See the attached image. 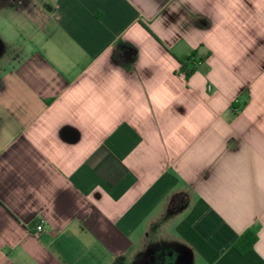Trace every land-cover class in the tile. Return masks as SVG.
Returning <instances> with one entry per match:
<instances>
[{"label": "crops", "instance_id": "1", "mask_svg": "<svg viewBox=\"0 0 264 264\" xmlns=\"http://www.w3.org/2000/svg\"><path fill=\"white\" fill-rule=\"evenodd\" d=\"M13 3L0 264H264V0Z\"/></svg>", "mask_w": 264, "mask_h": 264}, {"label": "rangeland", "instance_id": "2", "mask_svg": "<svg viewBox=\"0 0 264 264\" xmlns=\"http://www.w3.org/2000/svg\"><path fill=\"white\" fill-rule=\"evenodd\" d=\"M15 0H6V14L7 18H9L8 14H10L9 11H11L12 17H14V12L12 9H14V2ZM48 0H41V3H43L44 8H46ZM24 17V16H23ZM21 17V18H23ZM24 22V21H23ZM8 23V22H7ZM26 25L29 24V22H25ZM0 32L3 33L4 39H5V48H3V52H0V71L7 68V66L10 64L11 58L14 53L16 52L18 47H23V44L26 46H29V29L28 27H24L21 30H14L10 29L6 24L3 25V23H0ZM7 57H9V61L7 60Z\"/></svg>", "mask_w": 264, "mask_h": 264}, {"label": "trees", "instance_id": "3", "mask_svg": "<svg viewBox=\"0 0 264 264\" xmlns=\"http://www.w3.org/2000/svg\"><path fill=\"white\" fill-rule=\"evenodd\" d=\"M132 53L134 50L132 49ZM116 58L120 59L118 53L116 54ZM201 58L199 60L195 59V54L193 53L191 56L183 59L180 61L181 63V70L183 71L186 78H188L198 66V63L201 62ZM180 196L173 197V203L178 201ZM257 240V232L254 229H250L245 231L233 244V246L239 251L240 253H244L253 248L255 242Z\"/></svg>", "mask_w": 264, "mask_h": 264}, {"label": "flooded vegetation", "instance_id": "4", "mask_svg": "<svg viewBox=\"0 0 264 264\" xmlns=\"http://www.w3.org/2000/svg\"><path fill=\"white\" fill-rule=\"evenodd\" d=\"M23 4L26 0H20ZM5 2V0H0ZM187 256L186 251L177 245L170 247L152 248L146 255L145 264H179L182 258Z\"/></svg>", "mask_w": 264, "mask_h": 264}, {"label": "built area", "instance_id": "5", "mask_svg": "<svg viewBox=\"0 0 264 264\" xmlns=\"http://www.w3.org/2000/svg\"><path fill=\"white\" fill-rule=\"evenodd\" d=\"M35 232L36 233H40L41 231H43V220H39L36 224H35Z\"/></svg>", "mask_w": 264, "mask_h": 264}]
</instances>
